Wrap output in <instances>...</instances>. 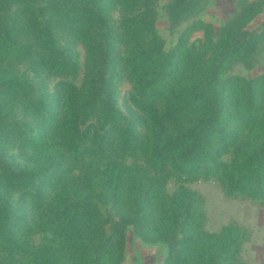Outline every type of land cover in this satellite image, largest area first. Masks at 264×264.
I'll return each mask as SVG.
<instances>
[{"label":"rangeland","instance_id":"obj_1","mask_svg":"<svg viewBox=\"0 0 264 264\" xmlns=\"http://www.w3.org/2000/svg\"><path fill=\"white\" fill-rule=\"evenodd\" d=\"M174 1L152 0L154 31L164 42V50L175 53L172 65L167 67V63H163L159 69L176 68L173 74L155 85L157 93L153 97L148 96L153 91L147 80L155 71L147 65L138 67L136 77L127 72L126 66L119 61V52L125 53L126 46L118 50L114 33L109 38V52L97 49L93 55L84 34L71 33L64 38L62 46L56 47L60 49L57 56L61 64H65L67 58L74 56V60L77 57L75 73L69 67L39 63L41 48L26 41L28 30L20 29L21 45L11 52L0 47V76L2 71L7 72L28 85L16 98L2 104L6 121L0 126V208H8L10 213L8 217L0 213V264H37L48 248L61 246L60 226L77 208H86L84 214L94 218L91 224L104 228L96 234L97 247L117 229L116 223L122 218L118 210L124 206L138 211L143 227L151 237L143 236L139 228H134V213L132 221L111 238L112 242H116V238L118 241L123 239L119 245V264H178L175 263L178 260H181L179 264H208L210 254L220 253L218 264H264V193L254 196L237 187L245 184L264 187V155L254 153L264 146V89L252 93V102L256 106L253 112L260 119L237 117L230 121L226 118L245 111L247 96L246 92L242 93L243 79L252 81L254 88L264 85V37L252 49L239 47L212 79L206 70L219 40L234 21L241 19L242 29L257 32L264 29V0H203L178 20H173L169 11ZM26 4L31 6L33 16L45 18L50 12L49 5L42 0H20L12 2L3 14L6 16ZM114 4L113 0H105L107 17L112 24L116 13L118 22L124 15L119 5L113 10ZM11 19V16L7 17L6 23H11ZM96 37L93 34L91 39ZM137 77L141 78V84ZM60 82L73 84L78 92L79 134H65V120L56 118L44 121L43 136L35 145L30 142L26 145L25 141L41 124L39 116L43 113L34 108L43 102L46 103L43 112L53 108ZM208 82L212 86L210 92L217 94L221 104L223 121L215 127L210 142L199 149L209 154L203 164L216 163L218 168L209 172H178L170 163L163 164L164 161L154 159L148 151L149 146L140 143L147 131L152 130L149 106L151 103L159 106L161 116H165L163 108L168 97L173 94L193 97L199 87ZM143 87H146L145 93ZM206 95L203 93L200 97ZM69 103L64 100L58 103L55 112L59 106L64 117L68 114ZM26 118H32V131H26L29 121ZM166 121L164 124L168 128L172 123ZM118 123L130 125L133 133L125 136L134 139L132 147L135 148L130 147V152L125 154L127 163L142 165L146 175L155 176V180L141 177L145 182L140 183L139 191L136 190L133 197L125 196L123 203L118 201L122 198H118L116 165L118 146L125 143V138L118 140ZM57 150L62 154L59 163L41 160L42 156ZM247 153H253L252 160L261 161L262 172H250L244 159ZM152 163L158 166L159 172ZM16 165L33 169L36 175L30 181L14 185ZM247 174L251 178L240 180ZM149 187L156 197L145 198ZM144 198L148 204L144 203ZM61 208L68 209L60 214ZM157 208H177L179 211L178 223L171 230L175 233L173 247L149 232L159 228L157 223L144 218L148 211L159 213ZM11 225L17 227L11 236L4 238L2 232ZM203 234L216 236L210 245L202 248L204 259L199 261L195 256L201 251ZM222 245L225 248L221 252L219 246ZM46 261L53 264L48 258Z\"/></svg>","mask_w":264,"mask_h":264},{"label":"trees","instance_id":"obj_2","mask_svg":"<svg viewBox=\"0 0 264 264\" xmlns=\"http://www.w3.org/2000/svg\"><path fill=\"white\" fill-rule=\"evenodd\" d=\"M15 1L20 0H0V47H5L10 52L14 47L21 45L19 43L20 38H22V36L19 35L20 29L25 31L28 30L26 41L30 44L36 43L35 45L41 48L40 51L42 54L40 55L39 63H49L51 67H69L70 71L75 73L78 68L77 57L74 60V56L67 58V62L61 64L57 56V54L60 53V49L57 50L56 47L62 46L61 43L65 41L64 38L71 33H78L79 36L84 34L86 39L85 43L88 46V50L90 49L92 51V54H90L93 55L97 49H103L105 52H109V38H111L110 36L114 33L113 36L116 35L117 38L116 44L118 50L120 51L123 45L126 46L125 53L119 52V61L126 66L124 68H126L127 72H131L130 74L136 77L139 75L138 72H136L138 67L142 68L147 65H150L149 68L155 71L149 76V80H147L148 86H152L151 89L153 91L148 94L149 97H153L157 93L154 91V87L157 83L159 85L161 80L166 79L169 74H173L176 71V68H167L172 65V61L175 59V53L166 52L164 50V42L162 40L160 41V38H158L154 31V18L151 13L154 2H152V0H113L115 3L113 5V10L116 5H119L121 12H124L120 22H118L119 18L116 13V19H113L115 21L113 24L107 17L109 12L105 6V0H42L50 7V12L45 18H39V16L36 15V17L33 16L34 12L29 4H26L24 7H17L13 9V11L8 12L5 16L3 12ZM202 1L203 0H175L169 9L171 17L173 20L180 19ZM23 13L25 14L24 18H22ZM9 16H11L12 19L11 23L7 24L5 19ZM240 23H242L241 19L234 21L219 40L218 46L211 55L209 64L206 68L207 75L210 79L218 73L225 61L232 57L239 47L247 46L252 49L257 45L258 41L264 37V29L261 32H257L255 29H242V26L239 25ZM93 34L97 37L92 40L91 36ZM68 43L71 44L72 41ZM163 63H167L168 66L166 69H159V66L164 65ZM35 64L37 65L38 63ZM137 78L138 83L141 84V78ZM241 84H243L242 93L246 92L247 105L243 114L239 116H235V114L226 116V118L229 117L230 121L237 119V117H260L253 112L256 106L255 102H252V93L264 89V85L260 84L254 88V83L247 79H243ZM58 86L57 102L55 99L53 102V106H55L53 108H51V106L50 109L46 110L47 112H43L46 107L45 102L40 104L38 108H34L35 110L37 109L36 111L40 110V112L43 113L39 116L41 124H39L40 128L37 132L32 134V137L25 141L26 145L29 142V144L35 145L38 139L43 136L44 121H53L56 118H63L65 120V134H79L80 119L78 118L80 100H78L77 97L78 92L75 89L76 87L73 84L64 82H60ZM27 87L28 85L17 76L2 71L0 76V126L6 121V116L2 113L5 106L2 107V104L16 98L21 91ZM177 88L179 89L178 86ZM211 88L212 86L210 82H208L201 85L193 97L189 98V96L185 94H179L180 96L173 94L176 97L171 95L165 101V107L163 108L165 116H161L159 106L152 103L150 104L148 119L149 123L152 124V130L147 131V134L144 135L140 143L142 146L144 144L149 146L148 151L154 159L157 158L164 161L163 164L166 162L170 163V166L172 165L178 172H209L210 170L215 171L218 168L216 163L203 164V159L209 156V154L208 152L205 154L199 149L210 142V137L214 133L215 127L223 121V117L221 116L222 112L220 111L221 104L218 101L217 94L213 95V92H210ZM142 91L145 93L146 87H143ZM203 93L207 94L206 97H200ZM63 100L64 103H69L70 101L68 104V114L64 115V117L60 114L59 106L57 112H55L58 103H62ZM140 104L146 105L147 103L140 102ZM36 113L37 112L32 114L34 118ZM26 120L29 119L26 118ZM31 120L32 118L27 122L25 121L27 124L26 131L33 130V126L30 122ZM165 121L166 123H172V125L166 128L164 124ZM173 127L176 130H174ZM177 127L181 129L179 130ZM17 129H20V127ZM221 129L223 130L224 127H221ZM118 131V140L120 141L119 138L121 137L125 138V143L120 147L118 146V163L116 165L118 174V198H122L120 200L118 199V201L120 203L122 201L123 203V198L125 196L133 197L135 191H139L141 188L140 183L145 182L144 180L141 181V177L146 180H152L153 177L155 180V176L149 177V174L146 175L142 165L127 163L125 154L130 152V147L133 146L134 139H126L125 136L132 135L133 133L131 134L130 125L122 126L121 123H118ZM174 132L178 134H174ZM163 134L166 135L163 136ZM254 153L255 155H264V146L262 149H259L258 152ZM61 155L60 151L57 150L54 154L42 156L41 160L59 163ZM210 155L214 156V154ZM252 158L253 153H247L244 157V159L247 160V167L251 169L250 172H262L260 166L262 164L261 161H254ZM151 166L157 169L156 171H160L158 166L155 167L153 163ZM16 169L14 170V172L16 171L15 178L12 179L14 185L30 181L36 175V172H33L31 168H19V166L16 165ZM110 171L112 172V170ZM229 173H231V170ZM247 178H251V175L247 174L244 178H240V180H247ZM259 182L260 180L257 181V184H259ZM237 187L238 189L247 190L254 196L264 193V187L262 186L251 187L245 184L244 186ZM151 188L152 187H149L146 191L145 198L150 199L151 197H156L157 194H154L155 191ZM144 203L148 204L149 201L145 199ZM65 209L66 208L59 209L60 214H63L68 208ZM85 209L86 208H77L69 220L65 221L63 226H60L58 238L61 239V246L58 248H48L44 256L39 258L37 264H47L46 258L51 260V262L53 261V264H119L120 260L118 257L121 249L119 245L123 239L121 237V241H118L116 238V242H112L111 238L115 237L114 235L116 232L118 233L124 229L126 223L132 221L131 217L134 213L135 219H133L132 222L134 228H139L143 236L151 237L143 227L144 223L141 222V216H138V211L124 206V208H120L121 210L118 208V211L122 214V218L116 223L117 229L115 232H111L110 236L101 241L96 247V243L99 242L95 240L96 234L103 232L104 228L102 226H93L91 223L94 218L84 214L86 212ZM157 209L159 213L155 212V210L154 212L148 211L144 219L151 223H157L159 229L155 228L154 232L148 231L152 233L154 237L168 241L170 246L173 247L175 242L172 240V237L175 233L171 230L175 227L176 223H178L179 211L177 208ZM138 210H143V208H138ZM0 213L4 215V217H8L10 212L8 208H0ZM17 220L19 221V218H17L16 221ZM14 227L11 225L6 232H2V236L4 238L11 236L14 232ZM215 236L214 234H211V236L207 234L202 235V240H200V245H202L201 251L195 256V260L199 259L200 261L202 257L204 259L202 248L210 245ZM219 247L222 252L225 245ZM227 249L228 248L225 249V252ZM220 254H210L207 259L208 264H218V257ZM169 260H172V257H170ZM180 261L181 260H178L175 263L179 264Z\"/></svg>","mask_w":264,"mask_h":264}]
</instances>
